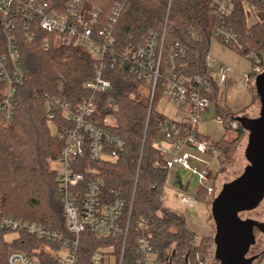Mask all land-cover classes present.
Instances as JSON below:
<instances>
[{
	"label": "trees",
	"instance_id": "trees-1",
	"mask_svg": "<svg viewBox=\"0 0 264 264\" xmlns=\"http://www.w3.org/2000/svg\"><path fill=\"white\" fill-rule=\"evenodd\" d=\"M61 8L72 0H53ZM214 0H127L113 32L117 50L144 45L151 33L164 39L163 56L165 67L171 49L183 53L175 56L179 75L207 78L210 87L205 94L215 104L217 118L225 125L226 133L214 144L218 150L220 167L226 163V155L235 141L227 142L230 131L240 136L241 126L233 128L235 114L222 102L224 92L214 80L207 67V57L213 40L212 29L216 22L213 13ZM115 0H82V9L101 10L102 28L110 18ZM264 10V7H263ZM228 24L239 34L245 49L240 52H256L264 57V26L254 23L248 16L245 4L236 1ZM41 33L33 42L23 37L19 44L21 62L25 71L24 84L18 91V107L9 127L0 126V193L3 190L1 213L15 218L42 224L58 230L68 237L70 233L59 193L58 176L49 168L48 161L57 159L64 146V139L53 135L45 111V93L59 95L73 105L89 96L84 84L94 76V63L81 47L53 44L46 52L42 49ZM249 58V57H247ZM253 65L255 60L249 58ZM261 67L264 70V60ZM252 74V73H251ZM106 77L112 81L107 93H99L103 106L99 108L110 115L109 129L123 138L125 150L115 159L91 161L103 181V191L111 198L121 195L128 202L123 210V224L129 226L124 238L98 237L90 230L81 235L78 264H96L93 256L97 248L114 246L117 264H138L144 258L139 250L138 237L145 236L157 253L159 264H204L212 247V238L197 237L189 228L185 216L172 211L163 204V196L169 170L163 155L157 147L159 140L166 139L162 127L172 125L175 119L157 109L161 89L152 104L138 92L140 81L126 68H108ZM252 87V81L249 82ZM62 86L63 91H58ZM59 130H63L64 118L57 119ZM223 143L228 144L223 147ZM6 151L7 165L25 169L21 177H10L3 170L1 152ZM159 166H154L155 162ZM165 165V167H164ZM212 190L198 185L194 193L197 201L208 208L215 195L216 180ZM5 183V184H4ZM23 189V190H22ZM19 190L20 194H19ZM133 202L132 206L131 203ZM1 214V215H2ZM143 222L141 228L139 223ZM8 232L0 222V264H9L12 251L34 256L43 264H58L56 257L48 250L60 248L59 244L47 242L24 232L8 241ZM258 230L255 229V233ZM261 260V259H260ZM259 260V261H260ZM258 261V262H259Z\"/></svg>",
	"mask_w": 264,
	"mask_h": 264
},
{
	"label": "built area",
	"instance_id": "built-area-1",
	"mask_svg": "<svg viewBox=\"0 0 264 264\" xmlns=\"http://www.w3.org/2000/svg\"><path fill=\"white\" fill-rule=\"evenodd\" d=\"M127 0H115L112 14L105 25L96 30L101 23V10L82 9V0L66 2L61 8L53 0H0V125L7 126L15 116L19 101L18 91L24 84L25 71L21 62L19 40L23 37L33 42L42 36V49L48 52L53 44L78 46L84 49L94 63V76L84 84L89 96L73 105L59 95L45 93V111L53 135L64 139L60 156L53 162L58 166L54 172L58 176L59 193L68 229L73 237L46 227L42 224L2 214L1 226L17 232H24L47 242L59 244L54 250L48 246L58 264H78L81 235L90 230L98 237L124 238L129 226L123 224V210L128 202L121 195L110 197L103 191V181L98 172L89 163L93 161L115 159L125 150V142L113 133L109 126L110 115L103 113L99 93H107L112 88V81L106 77L108 68H126L140 81L138 92L147 97L150 103L161 89L160 99L177 103L183 117L172 125H164L162 132L166 139L159 140L157 147L163 155L164 164L169 172L174 168L189 170L199 178V185L212 190L214 172L208 163L197 170L191 160L206 155L218 158L219 152L213 142L198 130L202 115L212 104L205 94L210 87L207 78L196 75H179L175 56L183 53L177 48L171 49V55L165 67L163 56L164 39L151 33L144 45L117 50L113 32ZM236 1H242L248 16L254 23L264 26V0H214L213 13L216 22L212 29L213 39L240 53L245 46L239 34L228 24ZM180 52V53H179ZM255 60L252 74L246 76L247 82L254 80L264 72L261 67L263 55L247 53ZM207 67L210 74H219V84L227 79L229 68L214 60L209 54ZM213 76V75H212ZM214 78V77H213ZM62 93L63 88L59 86ZM64 118L63 130H59L58 115ZM193 150V153L189 151ZM154 166H159L156 161ZM165 167V165H164ZM167 185V181H166ZM166 187V186H165ZM183 204L190 207L197 203L189 191H176ZM164 204V196L162 198ZM133 202L131 203L132 206ZM143 222L139 225L142 228ZM197 235V239H198ZM139 250L144 258L138 264H159L157 253L147 237H138ZM65 248L66 253L61 254ZM93 261L96 264H117L114 246L96 249ZM9 264H43L38 258L20 251H12ZM122 264V260L120 262Z\"/></svg>",
	"mask_w": 264,
	"mask_h": 264
},
{
	"label": "rangeland",
	"instance_id": "rangeland-1",
	"mask_svg": "<svg viewBox=\"0 0 264 264\" xmlns=\"http://www.w3.org/2000/svg\"><path fill=\"white\" fill-rule=\"evenodd\" d=\"M211 50L212 52H216V53L217 51L221 52V54L222 52L226 51L227 52L226 56H232L233 54L239 55L240 60L238 61L236 65V74L238 75V78H239L238 84L241 83V85H238L239 88H236V86L234 87L232 86L228 88V98L229 100H235L238 97V95H241V93L245 94L246 91L248 95L251 97L253 93V99H254L253 106L250 108L249 111L244 112L242 115H246L248 117H257L260 112V100L255 91L254 80H252V84H253L252 87L246 85L244 81V75L251 74L253 71L252 61L249 58L241 55L240 53L232 50L231 48L223 45L216 38L212 40ZM212 75L214 77V80L219 84V74L217 72H213ZM240 80H242V82H240ZM219 86L224 88L221 84H219ZM222 102L225 103L224 100ZM157 109L160 112L166 114L167 116L173 119L179 120L184 116L183 113H181L180 110L178 109L177 103L171 100L161 98L157 103ZM11 123L8 124L7 126H1V125L0 126L7 128L11 125ZM232 126L233 128H235L236 126L237 127L240 126V124L237 122H234ZM198 130L203 136L207 137L209 141L213 143L218 142L225 135L226 133L225 125L221 120L217 118L214 103H212L209 109L205 111L204 114L202 115V118L198 123ZM232 141H235V142L232 145V149L229 152V155L228 156L226 155L227 162L222 164L221 167H220L218 158H213V157L206 156V155L198 156V160L196 159L191 160V164L197 170L202 169V167L204 166V163H208L209 167L213 170L214 173H216L215 174L216 189L214 192L215 197L218 195L222 186L225 183L232 181L244 171V168L248 163L245 157V148L248 142V132L244 130V133L240 136L237 132L230 131L227 134V142H232ZM227 145L228 144L223 143V147H226ZM189 151L193 153L192 149H190ZM5 156L8 158L9 155L7 154L6 151H2L1 161L3 162L2 164H3L4 172L10 177H21L24 174L25 169L15 167L16 164L7 165V162L5 161V158H4ZM48 163H49L50 170L54 172L53 168H56L58 165L54 163L53 160L51 161L49 160ZM180 176L182 177L184 181L191 182V185H190L191 190L196 189L197 186L199 185L198 176H194L192 178L191 173L187 170L181 171ZM0 185H3V183H0ZM179 188H181V186ZM22 190H19V194H20V191ZM173 190L174 189L171 186L166 185L165 191H164V205L168 207L169 209H171L172 211H175L185 216L188 224L197 230H200V229L208 230L209 224H210L211 226L210 234L202 235V236H208L212 238V247L210 248L209 254L206 256L204 264H220L219 261L215 259V256H214L215 246H214L213 237L215 234V223L211 215V204L208 208V206L204 202L197 201V203L194 206L190 207L187 204H183L181 199L177 197L176 192H175L176 190L174 191ZM3 193L4 192L2 190V193H0V210H1L2 203H3V199H4ZM189 195L194 196V193L189 191ZM1 214L2 213L0 211V216ZM241 216L243 218L251 217L259 221H264V200L259 205L258 208L252 211L243 212L241 213ZM17 235H18L17 232H8L5 238L8 241H12L13 239L17 237ZM256 238H257L256 244L251 247V250L249 252L251 254L255 252V250L257 251V250L264 249V233H261L258 231L256 233ZM47 248L48 246L43 247V249H47ZM65 253H66V249L62 248L61 254H65ZM254 264H257V263L254 262ZM258 264H264V256L261 258Z\"/></svg>",
	"mask_w": 264,
	"mask_h": 264
},
{
	"label": "water",
	"instance_id": "water-1",
	"mask_svg": "<svg viewBox=\"0 0 264 264\" xmlns=\"http://www.w3.org/2000/svg\"><path fill=\"white\" fill-rule=\"evenodd\" d=\"M254 86L260 100L259 115L234 116V121L248 132V163L238 177L222 186L211 203L214 256L220 264H253L258 256H250L249 252L257 241L255 229L264 233V221L241 216L264 200V72L256 76Z\"/></svg>",
	"mask_w": 264,
	"mask_h": 264
},
{
	"label": "crops",
	"instance_id": "crops-1",
	"mask_svg": "<svg viewBox=\"0 0 264 264\" xmlns=\"http://www.w3.org/2000/svg\"><path fill=\"white\" fill-rule=\"evenodd\" d=\"M222 51H224V50H222ZM226 53H227L226 51L222 52V54H221V52H218V51H217V53L212 52V50L210 51V55L214 60H216L219 63L225 64L229 68V72L227 74V79H226L225 83L222 85L224 87V88H222L223 92H224V96H223V100L225 102L224 104L235 115H242L244 112L249 111L250 108L253 106V102H254L253 93H252V96L250 97L246 91L245 94L241 93V95H238V97L235 100H229L228 88H230L232 86L233 87L236 86V88H239L238 85H241V83L238 84L239 78H238V75L236 74V65H237L238 61L240 60V58H239L238 54H236L238 56H236L235 54H233V55L231 54L232 56H226L227 55ZM246 76L247 75H244L245 84L248 86H251V84H249V82H247ZM240 82H242V80H240ZM243 86H244V84H243ZM181 171H186V170L180 169V168H174L169 172L168 177H167V186H171L176 191L181 190V191L195 192L196 189H194V190L190 189L191 182L190 181L186 182L182 179V177L180 176ZM187 171H189V170H187ZM190 173H191L192 178L194 176H196L192 172H190ZM180 186H181V188H179ZM189 228L192 231H194L198 236L208 235V234H210V231H211L210 224H209L208 230H206V229L197 230V229L191 227L190 225H189Z\"/></svg>",
	"mask_w": 264,
	"mask_h": 264
},
{
	"label": "flooded vegetation",
	"instance_id": "flooded-vegetation-1",
	"mask_svg": "<svg viewBox=\"0 0 264 264\" xmlns=\"http://www.w3.org/2000/svg\"><path fill=\"white\" fill-rule=\"evenodd\" d=\"M263 250L264 249H262V250H255V252H253L252 254L251 253H249V255L250 256H258L256 259H255V261L254 262H256L257 264H258V262L257 261H259L264 255H263ZM254 264V263H253Z\"/></svg>",
	"mask_w": 264,
	"mask_h": 264
}]
</instances>
